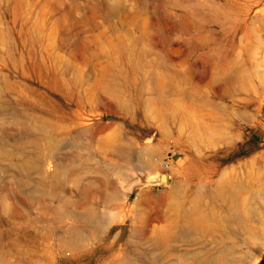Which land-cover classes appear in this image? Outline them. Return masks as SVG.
<instances>
[{"label":"rangeland","instance_id":"obj_1","mask_svg":"<svg viewBox=\"0 0 264 264\" xmlns=\"http://www.w3.org/2000/svg\"><path fill=\"white\" fill-rule=\"evenodd\" d=\"M0 148V264H264V0H0ZM227 177L249 233L153 247Z\"/></svg>","mask_w":264,"mask_h":264},{"label":"bare ground","instance_id":"obj_2","mask_svg":"<svg viewBox=\"0 0 264 264\" xmlns=\"http://www.w3.org/2000/svg\"><path fill=\"white\" fill-rule=\"evenodd\" d=\"M7 155V150H5L4 148H0V156L7 157ZM8 161L12 165L15 164L12 159H9ZM17 164L18 165H16V167L19 172L23 171L25 168L32 166L28 161L24 159L18 160ZM152 165L153 161L149 156L144 161L143 167L151 168ZM162 179L163 178H161V180ZM240 187V183L235 182L229 177L224 178L216 185L212 192L214 201L216 200V202L218 201L220 203L219 212H217V210H215L214 208H209L207 210L202 209L200 199L195 198L188 207H183L182 209H179L177 211L176 217L178 216V218L171 224L169 228H166L164 230H152L150 235H148V229L146 227L147 224H144V226L140 228V232H142V234L144 235L143 237H147L145 235L149 236V240H151L150 242H152V245L153 247H155V249L163 248L165 253H170L172 248L167 247L169 242H171L169 241L170 239L174 241H181L184 238V240L182 241L187 245L197 243V237L187 234L186 238L184 236V231L201 234L208 230L210 226L209 222L214 221L215 226L221 231V233L229 238L230 241L234 242L232 238L237 237L236 235H238L239 231H243L247 234L249 233V230H251L249 228V223H245L247 215L244 209H241V195H239V192L241 190ZM94 214L90 212L85 216L93 217ZM77 218L78 220L81 219L80 217ZM247 224L248 226H246ZM68 233L71 234L72 232L69 230L67 231V234ZM234 243H232V245H234ZM232 245H230L229 248L233 249L231 247ZM222 247H224V245ZM222 247L220 249L216 248L215 251L204 250L205 252H202L201 254L195 253L193 257L197 261V264H231L228 258L230 256L225 254V252L227 251L224 252L225 248L223 249Z\"/></svg>","mask_w":264,"mask_h":264}]
</instances>
